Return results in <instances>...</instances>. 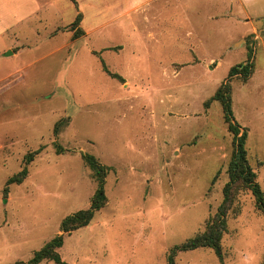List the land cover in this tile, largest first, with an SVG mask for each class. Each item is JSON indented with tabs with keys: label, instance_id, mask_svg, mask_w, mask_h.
Masks as SVG:
<instances>
[{
	"label": "rangeland",
	"instance_id": "obj_1",
	"mask_svg": "<svg viewBox=\"0 0 264 264\" xmlns=\"http://www.w3.org/2000/svg\"><path fill=\"white\" fill-rule=\"evenodd\" d=\"M239 6L177 0L156 42L142 44L136 14L118 21L116 33L103 11L97 34L66 48L60 33L39 39L54 19L33 22L40 37L23 34L20 43L44 45L0 62V76L17 69L0 83V264L28 262L60 235L65 264H168L170 250L203 232L223 203L233 135L220 102H205L249 52L254 72L232 80L233 113L264 192V0L246 3L258 19L244 37L250 27ZM119 41L124 54L118 46L100 52ZM34 152L28 178L5 195ZM86 154L110 168L107 203L89 226L66 233L62 222L89 209L97 189ZM221 245V260L198 249L178 253L175 264H264V214L250 192L236 194Z\"/></svg>",
	"mask_w": 264,
	"mask_h": 264
},
{
	"label": "crops",
	"instance_id": "obj_2",
	"mask_svg": "<svg viewBox=\"0 0 264 264\" xmlns=\"http://www.w3.org/2000/svg\"><path fill=\"white\" fill-rule=\"evenodd\" d=\"M103 1L104 0H77V3H75L74 0H0V62L8 64L12 57L19 58L25 55L27 53L26 48L38 49L44 45L43 40L37 41V39L32 45L20 43L19 40L23 34L26 35L30 32H33L34 37H40V33H35L36 31L31 28L33 22L37 19L44 21L54 19V21L57 22L53 30H48L47 34L39 39L44 37L48 38V41L45 43L47 44L50 43L54 36L60 33L65 36L64 45L62 47L66 48L75 46L82 40H86L87 44V41L100 30V23L104 17L103 11H109V17L111 18H109V26H114L116 33L122 32L124 29L117 24L118 21L136 14L137 24L136 27H132L136 40L141 44L154 40L156 42L161 28L159 24L161 16L170 13L171 5L173 3L175 4L177 0H109V6ZM225 1H227V4L231 5V8L233 5H240L239 7L242 13L240 21L243 22L245 27H250V30L248 29L240 36L244 37L248 32L251 34L256 32L257 28L253 21H256L258 18L254 17L253 12L250 13L246 9V3L250 4L256 0ZM124 3L127 4L126 8H123ZM79 15H81V22L75 31L79 29L81 33L78 38H75V31L72 30V24ZM226 15L230 18L232 9H229L228 13L224 14V16ZM112 18L114 22L111 21ZM154 31L157 33L153 34ZM115 43L116 44L104 47L100 52H105L106 48H109V51L106 52H114L111 49L118 46L121 50L115 53L117 55L124 54V42L119 41ZM58 49H60V47ZM16 70L13 72L6 71V75L0 76V83L6 79L12 78ZM4 90L5 88L0 86V95Z\"/></svg>",
	"mask_w": 264,
	"mask_h": 264
},
{
	"label": "trees",
	"instance_id": "obj_3",
	"mask_svg": "<svg viewBox=\"0 0 264 264\" xmlns=\"http://www.w3.org/2000/svg\"><path fill=\"white\" fill-rule=\"evenodd\" d=\"M81 22V15L72 24V30L78 28ZM81 30H76L74 37L78 38ZM105 71L113 78L122 80L117 74ZM254 72V62L249 52L246 64L232 67L228 80L217 90L216 94L209 101L205 102V107L209 108L212 101L220 102L223 110L224 122L228 131L233 135L234 151L228 163L229 181L223 189L224 200L215 215L211 216L207 222L205 230L195 237L188 239L181 245L172 248L168 255V264H175V257L178 253L190 252L198 249H211L222 259V239L228 231V214L232 209L235 196L240 192H250L255 200L256 209L264 214V192L258 183V173L251 165L249 152L247 150L248 132L243 129L234 119L232 85L234 77H241L247 81ZM61 151V150H60ZM37 152L30 153L24 158L23 169L8 179L4 194H9V187L13 184H22L29 175L28 166L34 161ZM85 164L92 170L97 189L92 198L89 209L80 210L68 216L61 225V231L69 233L90 225L95 217V213L100 211L107 203L105 193V179L110 168L103 166L93 155H83ZM63 236H57L49 241L41 250L37 251L28 262H18L16 264H41L44 261H52L56 264H65L58 250L63 246Z\"/></svg>",
	"mask_w": 264,
	"mask_h": 264
}]
</instances>
